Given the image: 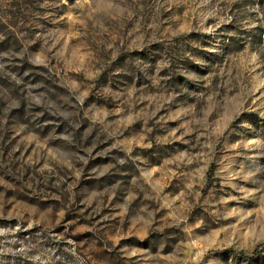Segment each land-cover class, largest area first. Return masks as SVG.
<instances>
[{
    "label": "rangeland",
    "instance_id": "rangeland-1",
    "mask_svg": "<svg viewBox=\"0 0 264 264\" xmlns=\"http://www.w3.org/2000/svg\"><path fill=\"white\" fill-rule=\"evenodd\" d=\"M0 264H264V0H0Z\"/></svg>",
    "mask_w": 264,
    "mask_h": 264
}]
</instances>
